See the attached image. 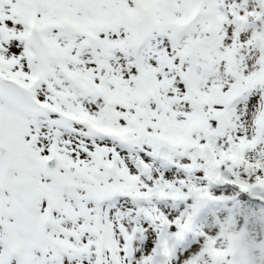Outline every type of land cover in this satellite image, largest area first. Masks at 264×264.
<instances>
[{
	"label": "snow or ice",
	"instance_id": "obj_1",
	"mask_svg": "<svg viewBox=\"0 0 264 264\" xmlns=\"http://www.w3.org/2000/svg\"><path fill=\"white\" fill-rule=\"evenodd\" d=\"M213 183L264 195V0H0V264H169Z\"/></svg>",
	"mask_w": 264,
	"mask_h": 264
},
{
	"label": "clouds",
	"instance_id": "obj_2",
	"mask_svg": "<svg viewBox=\"0 0 264 264\" xmlns=\"http://www.w3.org/2000/svg\"><path fill=\"white\" fill-rule=\"evenodd\" d=\"M218 204L223 215L215 221V245L203 246L187 264H264V206L248 207L235 195L202 200ZM224 254L213 261L210 251Z\"/></svg>",
	"mask_w": 264,
	"mask_h": 264
},
{
	"label": "rangeland",
	"instance_id": "obj_3",
	"mask_svg": "<svg viewBox=\"0 0 264 264\" xmlns=\"http://www.w3.org/2000/svg\"><path fill=\"white\" fill-rule=\"evenodd\" d=\"M222 184H208V191L213 197H225L235 195L238 201L244 202V204L251 208L257 206H264V195L253 192H241L238 187L232 184H227L224 187H220ZM194 197H189L187 200H176L166 202V206L170 209V212L174 214V217H180L182 215H192L193 231L186 233L184 239L180 242H174L175 255L169 261V264H177L179 257L187 253L185 259H190L193 255L202 249L205 244V237L207 235H215V221L220 219L223 215L218 204L209 202L207 206H199L194 211V205H196ZM203 232L205 236H200L197 233ZM156 241L153 240L152 245L155 247Z\"/></svg>",
	"mask_w": 264,
	"mask_h": 264
}]
</instances>
